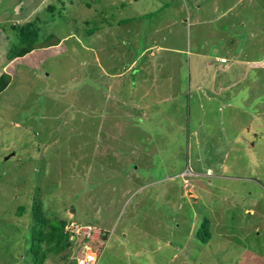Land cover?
<instances>
[{
	"label": "rangeland",
	"instance_id": "rangeland-1",
	"mask_svg": "<svg viewBox=\"0 0 264 264\" xmlns=\"http://www.w3.org/2000/svg\"><path fill=\"white\" fill-rule=\"evenodd\" d=\"M34 21L35 48L9 59L11 25ZM213 48L226 57L187 79V50ZM257 57L264 0H0V264L25 263L33 201L39 228L70 234L51 264L85 246L98 264H264Z\"/></svg>",
	"mask_w": 264,
	"mask_h": 264
},
{
	"label": "trees",
	"instance_id": "trees-1",
	"mask_svg": "<svg viewBox=\"0 0 264 264\" xmlns=\"http://www.w3.org/2000/svg\"><path fill=\"white\" fill-rule=\"evenodd\" d=\"M36 23L37 22L34 21L27 22L23 26L11 25L14 31V38L12 39L13 46H10L7 55L9 59L21 57L35 48L33 47L35 45L34 42L41 38ZM45 46H49V44ZM2 84L3 82L0 84L1 87L3 86ZM29 217L30 224L27 230L29 238L27 239V244L24 242V244L21 245L22 257L25 259L24 264H51L53 262L52 258L48 256L49 252L52 251L57 254L59 251L69 246V242L71 241L70 234L63 230L66 221L64 219L57 220L58 222L50 221L51 227L49 230L39 228L38 225L42 224L46 219L35 201L32 202ZM201 222L197 223L195 238L199 242L205 243L212 236L211 227H213L214 224L209 222L207 218H204V222ZM72 241L74 242V240Z\"/></svg>",
	"mask_w": 264,
	"mask_h": 264
},
{
	"label": "crops",
	"instance_id": "crops-1",
	"mask_svg": "<svg viewBox=\"0 0 264 264\" xmlns=\"http://www.w3.org/2000/svg\"><path fill=\"white\" fill-rule=\"evenodd\" d=\"M136 13H133V14H130V15H126V14H124V16L123 17H129V16H134ZM172 22H173V20H172ZM194 23V21H191V19L188 21V24L191 26L192 24ZM118 24H120V22H118ZM111 25V24H110ZM136 33V34H135ZM129 34H130V37H129V39H136L137 37H138V32L135 30L134 32H133V30H129ZM123 42H124V44H126L131 50H133L134 48H131L132 47V44L134 43V42H128V39H126V38H124L122 41H121V45L119 44L118 45V47L117 48H121V47H123L124 45H123ZM152 46H155V45H145L144 47H143V52L142 51H140L139 53H138V55L136 56V57H134L133 59H131V58H129L128 59V61H127V65L126 66H129V64L131 63V64H133L134 63V65L136 64L135 63V60H136V58L137 57H140L141 55H142V53H144L145 51H147V50H149V49H151V47ZM157 48H159V49H172V50H183V48H160V46H158ZM214 49V48H213ZM169 52L171 51V50H168ZM88 53H89V51H87ZM127 52H128V50H127ZM187 53H188V55H192L193 56V58H191V63H192V65L191 64H189V67H188V72H187V79H189V77H190V73H189V71L191 70V69H193V70H195V69H200L202 66L204 67V66H208L207 64H210V65H213L214 64V62H219L218 60L220 59V58H224L223 56H225V55H222L221 53H219L218 51H217V49L215 48L214 50H212L211 52H209V50H207V49H196L195 51H190V50H187ZM145 54V53H144ZM27 55H28V53L27 54H25V55H23V56H21V57H16L15 58V60H22V59H25L26 57H27ZM39 55V54H38ZM226 57V56H225ZM198 58L199 59H203L201 62H199V65H197L196 64V62H197V60H198ZM261 59V58H260ZM260 59H258V57L257 58H251V59H248V60H246V61H249V62H252V63H262L263 61H264V59L262 58L261 60ZM152 60V59H151ZM213 61V62H212ZM148 62V61H147ZM146 62V63H147ZM150 62V61H149ZM237 62V61H236ZM122 63H124V62H122ZM121 63V65H123ZM240 63H242V65H243V63L244 62H240ZM154 64V63H153ZM152 64V65H153ZM249 64V63H248ZM259 65V64H258ZM244 67H249L248 65H246V64H244L243 65ZM102 68V67H101ZM114 69H116V67H112V69H111V72L109 71L108 73H106V76H109V77H114L116 74L112 71V70H114ZM123 69H126V68H123ZM153 71H155V68H154V70ZM221 76V75H220ZM166 96V95H165ZM243 128V127H242ZM247 131L248 133H251V130L250 129H248L247 128V126H245L244 127V129H243V131ZM247 136V135H246ZM245 136V137H246ZM214 209V210H213ZM213 209H212V213H211V218L212 219H210V221L209 222H214V219L219 215V214H216V210H217V206L215 205L214 207H213ZM205 216H209L208 215V213H206V215ZM196 225V227H197V224H195Z\"/></svg>",
	"mask_w": 264,
	"mask_h": 264
},
{
	"label": "built area",
	"instance_id": "built-area-1",
	"mask_svg": "<svg viewBox=\"0 0 264 264\" xmlns=\"http://www.w3.org/2000/svg\"><path fill=\"white\" fill-rule=\"evenodd\" d=\"M99 256L97 251H91L89 247L85 246L76 254V264H97Z\"/></svg>",
	"mask_w": 264,
	"mask_h": 264
},
{
	"label": "clouds",
	"instance_id": "clouds-1",
	"mask_svg": "<svg viewBox=\"0 0 264 264\" xmlns=\"http://www.w3.org/2000/svg\"><path fill=\"white\" fill-rule=\"evenodd\" d=\"M91 249V248H90ZM91 251H97V250H93V249H91ZM99 261V260H98ZM75 263L74 264H76V258H75V261H74ZM98 264V263H97Z\"/></svg>",
	"mask_w": 264,
	"mask_h": 264
},
{
	"label": "water",
	"instance_id": "water-1",
	"mask_svg": "<svg viewBox=\"0 0 264 264\" xmlns=\"http://www.w3.org/2000/svg\"><path fill=\"white\" fill-rule=\"evenodd\" d=\"M13 154V153H12ZM10 157V154L9 155H7V156H5V159H7V158H9Z\"/></svg>",
	"mask_w": 264,
	"mask_h": 264
},
{
	"label": "bare ground",
	"instance_id": "bare-ground-1",
	"mask_svg": "<svg viewBox=\"0 0 264 264\" xmlns=\"http://www.w3.org/2000/svg\"><path fill=\"white\" fill-rule=\"evenodd\" d=\"M260 9V8H259Z\"/></svg>",
	"mask_w": 264,
	"mask_h": 264
}]
</instances>
